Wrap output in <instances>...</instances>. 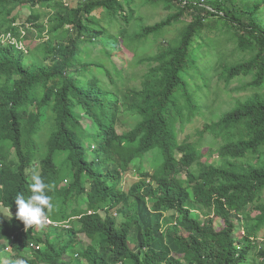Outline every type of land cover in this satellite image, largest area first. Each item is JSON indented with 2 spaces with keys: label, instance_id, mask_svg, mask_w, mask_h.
<instances>
[{
  "label": "trees",
  "instance_id": "1",
  "mask_svg": "<svg viewBox=\"0 0 264 264\" xmlns=\"http://www.w3.org/2000/svg\"><path fill=\"white\" fill-rule=\"evenodd\" d=\"M148 7L164 17L146 23ZM32 28L48 36L34 49ZM222 89L240 95L216 113ZM208 108L199 139H180ZM19 130L45 143L50 213L80 216L64 231L74 249L78 233L90 239L85 264H264V0H0V153L18 152L4 136ZM132 166L140 178L121 190ZM33 171L0 174L6 197L27 191ZM70 197L86 207L68 212ZM63 254L49 244L27 264H72Z\"/></svg>",
  "mask_w": 264,
  "mask_h": 264
},
{
  "label": "clouds",
  "instance_id": "2",
  "mask_svg": "<svg viewBox=\"0 0 264 264\" xmlns=\"http://www.w3.org/2000/svg\"><path fill=\"white\" fill-rule=\"evenodd\" d=\"M24 135L25 133L19 130L18 135L7 134L4 136V138L16 142L18 152L16 147L12 146L9 148L7 154L0 153V174L18 176L20 173L27 174L29 171L35 170L32 173L27 191H15L9 197H6L3 184L0 182V264H27L34 258L36 253H43L49 244H55L61 249L64 253L62 259H67L68 250L73 258L72 264L84 262L85 260L79 255L78 245L75 249L73 246L68 247L64 231V228L70 227L78 229L80 227L78 221L80 216L63 220L58 213H50L54 205L52 197L47 194V191H50L52 186L45 183L44 179L39 175L40 172L37 171L39 167V155L45 149V143L36 142L41 140L37 134L31 135L27 133V135ZM146 156L150 157L149 154ZM146 156L144 159H146ZM30 162L32 164L27 166ZM139 162L133 163V165H138ZM131 168H134L138 173L135 167L132 166ZM129 171L130 169L124 172L121 178L115 182V185H118L122 177ZM63 184H66V182ZM118 188L124 191L129 190V188ZM69 199L67 201L68 212L72 208L83 209L86 207L87 202L81 203L76 199L75 204L70 207L68 204ZM112 210L114 211L113 213ZM86 213H92L88 205ZM99 213L104 215L105 211L101 210ZM108 213L117 219L118 222L121 220V218L117 217L120 216L117 208L109 210ZM53 216H57L58 218L54 219ZM68 221H72L71 225L67 224ZM55 230H60L58 237H54ZM81 235L90 240L84 232H80L77 234L79 241H81Z\"/></svg>",
  "mask_w": 264,
  "mask_h": 264
},
{
  "label": "rangeland",
  "instance_id": "3",
  "mask_svg": "<svg viewBox=\"0 0 264 264\" xmlns=\"http://www.w3.org/2000/svg\"><path fill=\"white\" fill-rule=\"evenodd\" d=\"M141 1L142 0H137V2H141ZM142 12L144 14H146V15H149L148 18L146 19V23H154L155 21L161 19L165 15V11L162 8H160V7H158V8L148 7L146 9H143ZM25 19H26V15L23 14L22 18H21V22L19 20H17V22H16L17 26L19 27V29H21V31H24L23 30L24 28H23L22 24L26 23ZM27 25H29V24L26 23V26ZM177 29H178L177 26H173L171 28H168L167 32H165L162 35V38H158L159 40L150 39V42L145 44V47L138 49V51H137L138 57H143V56H146V55H153L159 48L162 47L163 43L161 41L163 39H165V38L166 39L173 38L175 36L176 32H177ZM28 36H29V38H32L31 39V41H32L31 49H34L38 45L40 40L41 41H45L47 39V37H48L46 32L44 31L43 35L41 37L38 36V38H36L37 37V32L33 28L30 29V31L28 32ZM2 40L3 41H6V40L14 41V42H16L18 44L19 47H22V48H23V46H25L24 42L18 41L16 38H13V37L11 38L9 35L3 36ZM121 49H122V51L124 53V57L128 61H134L136 59L132 52H129L125 48H123V45H121ZM38 51H39L38 52L39 56H42L45 53V52L44 53L41 52V51H43V48H41L40 46L38 47ZM116 63L120 66L122 62H121V60H116ZM106 65L108 67H110V65L108 63H106ZM132 69H133V67L130 68V70H132ZM220 83H221V86H222L223 82L220 81ZM233 85L236 86L237 83L234 82ZM240 93L243 94V92H240ZM238 95H240V94H238L237 92H235L233 90L222 89L220 101L215 103L214 105H212L213 107H215L214 110H216L214 112L219 113L220 110L227 109L229 107V102L231 101V99H233L235 97H238ZM211 119H212V117H211V108H208V109L205 110L204 116L195 117L192 120L191 124H189V125L187 124L185 126L184 131H181L180 134L178 135L179 138L180 139H184L186 137L187 140H190V141H193V142L197 141L199 139V137H200L198 132L200 130H202L204 123H206V122L209 123ZM25 135H27V133H25ZM209 142H210V140L208 138L206 139L205 142H203L202 152H203L204 155L207 154V148L210 145ZM148 157L149 156H146V159H145L146 161L144 162V167L145 168L149 167V161H147ZM148 169H149L150 172L152 171L151 167H149ZM138 178H139V175H138L137 171L134 168H130V171L127 172L122 177V180L120 181V183L117 186L121 187L123 189H128L133 183H135L138 180ZM76 200L81 202V203H85L86 202L85 200H83L81 198H78ZM68 204H69L70 207H72L75 204V199L70 198ZM113 212L114 211L112 210V213ZM117 217L121 218V216H117ZM210 217H213V215L210 216ZM199 218L201 220L204 219L202 216L201 217L199 216ZM74 224L77 225L76 222H74ZM89 242H90V240H88L84 235H81V242H80V246L78 247V251H80V249H82V248H85L89 244ZM80 261H81V259H80ZM83 264H85V261H84ZM127 264H131V262L129 260H127Z\"/></svg>",
  "mask_w": 264,
  "mask_h": 264
}]
</instances>
